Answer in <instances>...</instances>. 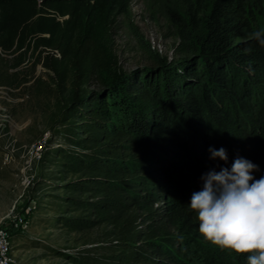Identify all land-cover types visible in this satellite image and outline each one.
I'll return each instance as SVG.
<instances>
[{
    "label": "trees",
    "instance_id": "trees-1",
    "mask_svg": "<svg viewBox=\"0 0 264 264\" xmlns=\"http://www.w3.org/2000/svg\"><path fill=\"white\" fill-rule=\"evenodd\" d=\"M182 1L172 57L148 51L151 65L126 72L111 29L129 0H0V62L18 53L16 69L38 50L57 89L69 86L41 158L67 180L64 207L44 221L100 231L91 247L51 249L71 264H247L248 254L205 240L187 204L202 173L224 166L210 146L264 175V45L249 6L258 0ZM11 78L0 71V83Z\"/></svg>",
    "mask_w": 264,
    "mask_h": 264
},
{
    "label": "rangeland",
    "instance_id": "rangeland-1",
    "mask_svg": "<svg viewBox=\"0 0 264 264\" xmlns=\"http://www.w3.org/2000/svg\"><path fill=\"white\" fill-rule=\"evenodd\" d=\"M249 6L251 24L264 30V0ZM186 20L182 0H129L127 11L111 29L120 69L128 72L151 65L148 51L170 59L177 43L176 27ZM2 57L0 71L16 84L0 83V228L8 234L12 264H71L51 249L74 253L91 247L85 243L95 240L100 231L76 235L48 228L44 220L59 216L64 207L60 197L67 180L55 162L41 160L45 149L39 160L30 159V147L48 140L61 106L69 100V86L57 89L36 64L38 50H27L16 69L10 65L20 54ZM185 179L186 174L177 176L171 185Z\"/></svg>",
    "mask_w": 264,
    "mask_h": 264
},
{
    "label": "clouds",
    "instance_id": "clouds-1",
    "mask_svg": "<svg viewBox=\"0 0 264 264\" xmlns=\"http://www.w3.org/2000/svg\"><path fill=\"white\" fill-rule=\"evenodd\" d=\"M264 45V30L252 34ZM210 158L224 162L200 177L201 190L187 206L196 214L197 231L222 249L248 254L247 264H264V175L260 166L244 156L229 165L225 147H209Z\"/></svg>",
    "mask_w": 264,
    "mask_h": 264
},
{
    "label": "built area",
    "instance_id": "built-area-1",
    "mask_svg": "<svg viewBox=\"0 0 264 264\" xmlns=\"http://www.w3.org/2000/svg\"><path fill=\"white\" fill-rule=\"evenodd\" d=\"M8 119V117H6ZM46 140L35 143L30 147V159L39 160L45 149ZM8 157V154L6 155ZM0 264H12L11 246L7 232L0 228Z\"/></svg>",
    "mask_w": 264,
    "mask_h": 264
}]
</instances>
